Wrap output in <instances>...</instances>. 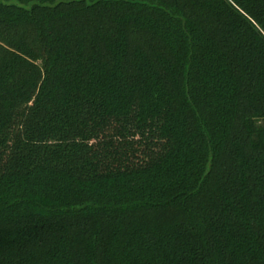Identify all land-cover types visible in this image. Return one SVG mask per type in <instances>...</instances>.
I'll use <instances>...</instances> for the list:
<instances>
[{"label":"trees","instance_id":"16d2710c","mask_svg":"<svg viewBox=\"0 0 264 264\" xmlns=\"http://www.w3.org/2000/svg\"><path fill=\"white\" fill-rule=\"evenodd\" d=\"M0 264H264V0H0Z\"/></svg>","mask_w":264,"mask_h":264}]
</instances>
